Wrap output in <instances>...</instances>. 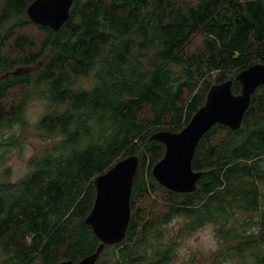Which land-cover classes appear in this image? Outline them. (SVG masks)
<instances>
[{
	"label": "trees",
	"instance_id": "trees-1",
	"mask_svg": "<svg viewBox=\"0 0 264 264\" xmlns=\"http://www.w3.org/2000/svg\"><path fill=\"white\" fill-rule=\"evenodd\" d=\"M34 1L0 0V130L25 129L36 98L49 105L37 136L54 144L18 181L0 162V264L93 254L94 182L131 155L140 159L131 221L100 264H172L165 233L182 219L181 235L212 225L224 260L264 264V86L238 131L217 124L200 141L192 193L154 179L165 146L150 140L187 127L212 85L264 64V0H75L58 32L30 20ZM22 143L0 139V149Z\"/></svg>",
	"mask_w": 264,
	"mask_h": 264
},
{
	"label": "water",
	"instance_id": "water-1",
	"mask_svg": "<svg viewBox=\"0 0 264 264\" xmlns=\"http://www.w3.org/2000/svg\"><path fill=\"white\" fill-rule=\"evenodd\" d=\"M75 0H36L27 9V15L39 26L58 32L70 19ZM0 32V39H1ZM241 85V93H233V84ZM264 86V64H255L221 84H214L208 91L203 107L192 117L181 132L161 131L152 135L151 141L165 146L163 159L153 170L154 179L162 187L176 193H192L202 177L193 169V160L200 141L217 124L238 131L243 124L252 96ZM140 159L131 155L115 164L95 182L96 198L86 219L100 241L97 250L80 262L64 261L60 264H100L106 246L125 240L131 221L132 190Z\"/></svg>",
	"mask_w": 264,
	"mask_h": 264
},
{
	"label": "rangeland",
	"instance_id": "rangeland-1",
	"mask_svg": "<svg viewBox=\"0 0 264 264\" xmlns=\"http://www.w3.org/2000/svg\"><path fill=\"white\" fill-rule=\"evenodd\" d=\"M36 67L30 71H35ZM92 79L82 81L84 86H90ZM49 109V105L36 98L30 99L26 107L28 126L22 129L20 125L0 130V139L21 138V147L0 149V162L4 168L12 171V180L18 181L31 171L30 160L40 156L47 148L54 144V140L43 141L36 133V124L41 116ZM4 151L6 153L4 154ZM185 221L175 220L168 226L165 240L173 238L172 264H241L239 260H224V250L221 248L214 227L204 226L196 231L181 235Z\"/></svg>",
	"mask_w": 264,
	"mask_h": 264
}]
</instances>
